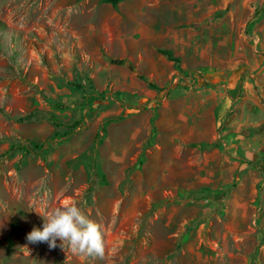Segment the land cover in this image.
Here are the masks:
<instances>
[{
    "label": "rangeland",
    "instance_id": "rangeland-1",
    "mask_svg": "<svg viewBox=\"0 0 264 264\" xmlns=\"http://www.w3.org/2000/svg\"><path fill=\"white\" fill-rule=\"evenodd\" d=\"M233 118L257 134L233 146ZM263 126L264 0H0V264H264ZM71 202L103 256L28 241Z\"/></svg>",
    "mask_w": 264,
    "mask_h": 264
},
{
    "label": "clouds",
    "instance_id": "clouds-1",
    "mask_svg": "<svg viewBox=\"0 0 264 264\" xmlns=\"http://www.w3.org/2000/svg\"><path fill=\"white\" fill-rule=\"evenodd\" d=\"M42 218V226L34 227L27 234L29 242L47 243L49 248H67L75 254L103 256L104 239L99 223L75 202L53 208Z\"/></svg>",
    "mask_w": 264,
    "mask_h": 264
},
{
    "label": "crops",
    "instance_id": "crops-1",
    "mask_svg": "<svg viewBox=\"0 0 264 264\" xmlns=\"http://www.w3.org/2000/svg\"><path fill=\"white\" fill-rule=\"evenodd\" d=\"M166 34H167V31H166ZM158 43H160V44H158V45H156V46H153V47H155V51L156 52H153L152 51V49L151 48H149V46H147L146 47V59L148 60V61H152V63L151 64H146V65H144L146 68H147V73H149V75H152V77H158V79H161V75H165V74H163V73H165V71L167 72V69L165 68V66L166 65H168L169 66V64L171 63V61L169 62V61H167L165 58H164V56L165 55H163V54H161V53H159L158 52V50L157 49H161V50H166V51H168L169 53H170V55H171V58H169L170 60H175V59H172L173 57H179L178 56V54H175V55H173L174 53H173V50L171 49V47L170 46H166V44L165 43H163L161 40L158 42ZM189 49H191L192 50V52L190 53V54H186V55H184L183 57H184V61L185 62H182V63H184L185 65L186 64H192V63H196V62H203L204 61V56L206 55V50H204L203 49V47L202 46H200L199 47V45H196V46H194V45H192L191 43H189ZM177 51V50H176ZM178 53V52H177ZM180 53V52H179ZM180 55V54H179ZM161 57V59H162V62H163V67H162V69L163 68H165L166 70H164L163 69V71H162V69L160 68V67H158L156 64H155V60H158L159 58ZM167 57V56H166ZM172 72L174 73H176L177 71L175 70V69H172ZM163 79V78H162ZM146 80V84L148 83V82H150V80L149 79H145ZM256 84V83H255ZM148 85V84H147ZM242 87H244V93H245V95L249 98L250 96H251V90H252V83L251 82H248V81H244L243 82V84H242ZM143 90H146L147 88H145V86H142L141 87ZM192 94V93H191ZM191 96H193V94L191 95ZM209 100H210V98H209V96H208V94L207 93H205L204 95H202V97L198 100V101H196V104H195V107H199V106H201L202 107V109H200V110H204L205 109V111H207L208 110V108H209ZM227 100V101H226ZM226 100H223L224 102H223V105L224 106H226V107H228L229 105H230V103H231V100L230 99H228V98H226ZM192 101V100H191ZM191 101L189 102V105H187V107H188V109L187 108H185V110L184 111H189L190 112V108L191 107H193V104H191ZM198 104H200V105H198ZM245 107H249L250 109H251V106L248 104V105H246ZM243 110H245V109H243ZM246 111V110H245ZM203 112V111H202ZM235 118V117H234ZM232 119V120H227L224 124H223V132H222V134L223 135H225V134H228V133H234V134H236V138H235V140H233V143H232V145L233 146H236V145H238V144H240L241 143V134H244L243 132L244 131H248V133H246V134H252L253 132V134H257V131H255V130H257V127L256 126H252V127H245V125H243V121H240V120H237V118L236 119ZM194 124H197V126H201L202 125V123L201 122H197V123H194ZM262 126V125H261ZM202 127V126H201ZM200 127V128H201ZM186 128L184 127V133H183V135L181 136V139H190V137H191V135H193L194 133H193V125H192V123H190V127H189V131L187 132L186 130H185ZM254 130L253 132H249V130ZM197 135H198V137H200L201 139H203V140H205L206 138L204 137V135H205V131L204 132H198L197 133ZM176 137L175 136H170L169 137V139H170V141H174V139H175ZM244 152H243V154L242 155H244V156H239V159H238V161H236L235 163V169H233V171L235 172L236 170L240 173V163H241V158L242 159H245V160H247V161H251V162H253L254 161V158H252L251 157V152H250V150L249 149H247V148H245L244 150H243ZM245 157H248V158H245ZM244 163V162H243ZM254 163V162H253ZM246 164V163H245ZM247 165H249V164H247ZM233 172V173H234ZM236 175V176H235ZM233 174L232 176H231V178H234L235 177V179H237L238 180V182H236V185L233 187V188H235L234 190H238V189H240V185H241V183H242V181H241V177H240V175H241V173L240 174H238V173H236V174ZM222 185L224 184V185H226L227 183H221ZM240 184V185H239Z\"/></svg>",
    "mask_w": 264,
    "mask_h": 264
},
{
    "label": "trees",
    "instance_id": "trees-1",
    "mask_svg": "<svg viewBox=\"0 0 264 264\" xmlns=\"http://www.w3.org/2000/svg\"><path fill=\"white\" fill-rule=\"evenodd\" d=\"M104 1H106V2H108V3H110V4H112V5H114V4H116L119 0H104ZM157 50H158L159 53H161V54H163V55H165V56L171 58V55H170V53H169L168 51H166V50H161V49H157ZM111 61H112V63L118 64V65H122V64H124V61H123L122 59H113V60H111ZM69 83L72 84V85H74V86H76V87H78V88H81V87H82L81 84H79V83H72V82H69ZM147 84H148V86L155 88V86H154L153 84H151L150 82H148ZM53 122H54V125H55V126H59V124H57L58 122H56L55 120H54ZM263 128H264V126H263ZM253 131H254L253 129H252V130H249V132H253ZM255 131L258 132V129L255 130ZM259 131H260V130H259ZM243 133L246 134V133H248V131H247V132L244 131ZM241 162H242V163L244 162V163L249 164V165H253V162H251V161H247V160H244V159H242V158H241Z\"/></svg>",
    "mask_w": 264,
    "mask_h": 264
}]
</instances>
